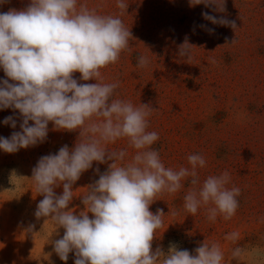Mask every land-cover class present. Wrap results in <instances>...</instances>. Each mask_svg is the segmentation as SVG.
Here are the masks:
<instances>
[{
    "label": "clouds",
    "instance_id": "9594fccd",
    "mask_svg": "<svg viewBox=\"0 0 264 264\" xmlns=\"http://www.w3.org/2000/svg\"><path fill=\"white\" fill-rule=\"evenodd\" d=\"M6 2L0 0V5ZM189 2L225 12V0ZM102 7H89L78 0H31L23 10L0 13V68L15 82L0 81V110L12 108L22 117L20 131L0 137V150L11 154L45 142L49 122L55 130H79L75 147L64 145L57 153L42 156L30 179L15 172L12 177L29 179L35 192L43 196L35 217L51 221L55 230H65L62 238L51 241L62 261L67 262L69 253L74 252V264H225L218 242L204 240L193 252L175 243H170L167 253L161 247L153 251L152 242L165 216L162 209L155 214L150 211L157 197L174 195L187 182L183 210L195 216L203 208L206 219L214 223L218 216L230 220L236 214L241 189L228 186V171L209 175L201 182L198 170L207 162L199 153L187 156L188 166H165L159 150L153 147L159 134L148 130L150 117L158 109L120 99L116 91L119 79L104 82L102 69L118 63L123 52H131L133 36L121 19L128 8L125 0H117L118 15L101 14ZM202 16L234 32L239 28L235 20L223 16L208 12ZM192 48L186 37L178 46V55L191 61ZM136 59L137 68L150 64L147 56L137 55ZM76 72L81 81L95 83L78 82L73 76ZM30 121L34 123L30 125ZM3 123L17 127L13 116ZM119 140H126L134 154L129 157L127 148L108 147ZM108 161L111 163L104 173L95 169L99 179L80 196L85 209L75 214L69 209L73 185L92 169L93 162ZM61 185L63 191L58 195L55 189ZM177 214L171 211V215ZM34 228L30 225L27 232ZM240 238L238 231L225 236L232 244ZM231 259L237 264H264V249L236 246Z\"/></svg>",
    "mask_w": 264,
    "mask_h": 264
},
{
    "label": "rangeland",
    "instance_id": "374dc122",
    "mask_svg": "<svg viewBox=\"0 0 264 264\" xmlns=\"http://www.w3.org/2000/svg\"><path fill=\"white\" fill-rule=\"evenodd\" d=\"M30 2L7 0L0 5V13L23 10ZM85 2L89 7L102 4L101 14L120 12L117 0H78ZM125 2L128 8L121 19L133 36L131 52H123L118 63L102 69L104 82L119 79L116 91L120 99L158 109L150 117L148 130L159 134L153 147L159 150L166 167L188 166L187 156L199 153L207 162L198 170L201 182L209 175L228 171V186L241 189L236 214L230 220L218 216L214 223L206 219L203 208L195 216L183 210L187 182L176 194L157 197L150 211L155 214L162 209L165 216L152 242L153 251L161 247L167 253L170 243H175L193 252L204 240L218 242L225 264H237L231 259V250L236 246L264 249V0H225L223 13L203 4L191 6L189 0ZM203 12L235 20L239 28L234 32L231 27L212 24L203 18ZM186 37L193 46L191 61L178 55V46ZM233 39L235 43L231 44ZM137 55L149 58L147 68L136 67ZM80 75L73 74L78 82L95 83L81 81ZM5 79L15 83L0 68V81ZM8 116L16 119L15 129L3 123ZM20 123L18 110H0V137L20 131ZM48 128L43 143L11 154L0 150V264L75 262L74 252L65 262L53 251L51 241L62 238L65 230H55L51 221L34 215L43 196L35 192L29 180L33 167L42 156L55 154L64 145L72 149L79 140V130H55L51 122ZM108 147L127 148L129 157L135 151L128 148L126 140ZM110 163L93 162L92 169L73 185L69 209L75 214L85 209L80 196L99 179L95 169L102 174ZM13 172L29 179L18 180L12 177ZM62 191V185L55 189L58 195ZM171 211L178 214L173 216ZM30 225H35L31 233L27 232ZM233 231L240 233L237 244L225 239Z\"/></svg>",
    "mask_w": 264,
    "mask_h": 264
}]
</instances>
